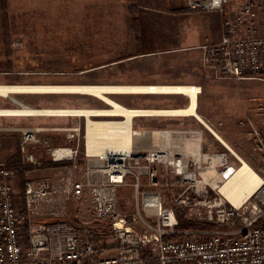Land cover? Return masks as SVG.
Here are the masks:
<instances>
[{
	"label": "built area",
	"instance_id": "built-area-1",
	"mask_svg": "<svg viewBox=\"0 0 264 264\" xmlns=\"http://www.w3.org/2000/svg\"><path fill=\"white\" fill-rule=\"evenodd\" d=\"M223 0H188L191 10L218 12L224 15ZM226 16V15H225ZM225 36L218 43L203 47V64L224 79L264 80V3L249 0L230 19H225ZM153 88V87H150ZM182 88V87H181ZM187 95L196 97L200 88L183 87ZM193 89H196L193 91ZM153 94L152 92H147ZM104 111L80 109L0 111V116L26 117H75L85 123L81 128L65 130L69 141H77L76 148H49L50 162H74L81 153L87 160H97L100 166L87 169L91 210L95 218L110 221L116 241L115 255L104 257L95 245L80 240L70 223H42L34 220L37 206L49 202L59 193L49 182L23 184L22 214L17 207L14 176L0 170V264H145L141 257L148 249L150 259L158 264H264V171L253 174L259 186L248 199L232 203L221 193L237 169L225 154L204 153L202 133L184 126L172 130L136 132L132 120L151 116H182L184 113L155 110H128L108 101ZM127 114L131 119L129 126ZM185 115V114H184ZM109 116L108 123H97L98 117ZM99 127L106 131L98 132ZM91 129L94 133L90 135ZM37 131L22 132L20 151L26 165L40 168L44 162L28 152V146L40 144ZM151 138L146 146L145 139ZM239 164L242 161L237 159ZM246 164V163H245ZM239 169V168H238ZM161 172L175 180L167 187L181 189L171 207H166L157 191L142 193V209L154 218V225L139 231L127 225L119 212L117 191L128 177L140 188V181L147 180L149 187H157ZM98 174V179H95ZM64 194L80 198L84 185L70 183L61 186ZM215 197H212V196ZM19 204V202H18ZM203 210L208 223L229 228L215 232L208 239L184 238L164 242L163 237L174 232L178 222L176 212L184 211L195 216ZM195 218V217H194ZM27 223V237H21Z\"/></svg>",
	"mask_w": 264,
	"mask_h": 264
},
{
	"label": "crops",
	"instance_id": "crops-1",
	"mask_svg": "<svg viewBox=\"0 0 264 264\" xmlns=\"http://www.w3.org/2000/svg\"><path fill=\"white\" fill-rule=\"evenodd\" d=\"M247 1L249 0H227L224 16L231 19ZM259 1L264 3V0ZM130 5L137 8L138 41L133 34ZM3 20L9 23L8 39L13 36L15 40H20L19 43L22 42V58H9L10 52L6 54ZM57 22H61V25L64 23L65 44L70 42V45L72 37L78 42L79 53H75V56L71 53L69 58L56 57ZM225 32V18L220 13L191 10L188 0H0V111L30 108L100 112L106 106L111 108L108 104L110 101L128 110L184 112L192 107L191 98L187 94H150L132 90L156 86L192 87L201 89V93L195 97L193 112L174 117L136 118L132 120V128L136 132H150L184 126L201 133L204 130L211 133L213 130L204 120V109H200V106L205 108L201 105L200 96L203 95L202 86L209 85V81L216 77L214 71L202 62L203 47L220 42ZM66 36L70 39L67 40ZM144 41L150 44H142ZM137 49L141 52H136ZM71 50L70 48L69 51ZM98 53L105 56L101 57L100 62L96 61V65L90 66L89 58ZM57 58L62 59V63ZM146 59H158L157 63H153L158 67L156 71L144 66L142 60ZM72 60L83 63L72 65ZM59 64L66 67L57 69ZM118 66L125 75L156 72L157 77H160L114 80L108 78L110 73L103 72ZM77 67L80 69L76 70ZM105 87L106 90H103ZM53 88H87L94 92L51 90ZM96 120L97 123H108L112 117H98ZM71 128H81L82 134L85 130L84 120L75 117L0 116V162L12 157L14 149H17V139L24 130L38 129L40 144L35 147V152L44 163L51 164L49 155L44 154V150L76 148L77 141L66 138L65 130ZM225 138L230 140L232 147L236 146L239 154L226 146L224 141L216 140L230 154L228 156L224 153L230 163L235 160L238 162L237 159L244 163L250 161L251 153L237 147L238 144L227 132ZM81 141L83 143L82 137L81 162L85 166L93 165L96 171L100 163L96 159L87 160L84 157ZM144 142L147 147L150 146L151 138H146ZM204 149L202 135V150ZM95 179H98V174ZM59 182L67 183L65 180Z\"/></svg>",
	"mask_w": 264,
	"mask_h": 264
},
{
	"label": "rangeland",
	"instance_id": "rangeland-1",
	"mask_svg": "<svg viewBox=\"0 0 264 264\" xmlns=\"http://www.w3.org/2000/svg\"><path fill=\"white\" fill-rule=\"evenodd\" d=\"M60 23L61 22H57V31L55 38L56 57L65 56L69 58L71 53L73 54V56H75V53H79V44L78 42H75L76 39L73 37L70 45V42L68 44H65L63 42L64 23L62 25ZM13 35L15 36V34ZM66 39L69 40L70 38H67L66 36ZM19 41L20 40H15V38L11 36L10 40L8 39V41L6 42V54L10 52L9 58H11L12 56H19V58H22L23 53L20 51L23 49V44L22 42L19 43ZM138 44L139 43H137V46ZM142 44L149 45L150 43L144 41ZM68 48H71L72 50L69 51ZM137 51L139 52L140 50L137 49L136 52ZM92 56L93 58H89L90 66L96 65L94 63L96 61L100 62L101 57L105 55L103 53H98L92 54ZM57 59L59 60V63H62V59ZM159 60L163 61L160 57ZM142 62L144 66L147 65L153 72L156 71L158 68L153 64L157 63L158 59H146L142 60ZM70 63L72 65L76 64L78 66V64L83 63V61L72 60V62ZM64 64H59L60 67L58 66L57 69H63L64 67H66V65L64 66ZM158 66L159 69H161L160 64ZM79 69V67L76 68V70ZM103 72L110 73L108 78L114 80L127 78L136 79L143 77H153L157 79L160 77H157L158 75L156 74V72H146V75H125L123 74L119 66L116 68H109L107 70H104ZM213 73L217 80L213 77V79L209 81V85L202 86L203 95L200 96L201 105L203 104V106L205 107L201 108L200 106L201 110L204 109V120L207 125L213 131H215L217 135H219L222 141H224L236 154H238L236 151V146L232 147V145L229 144L230 140H227V138H225L226 132L229 134V136L232 137L234 141H236V144H238L237 147L240 146L241 149L243 148V150H246V153H251V155H249L250 161H247L246 164L253 172H255V174L257 173L259 174L258 176L261 177L263 176L261 175V171H264V80L245 82L235 81L233 79H224L221 75H218L215 72ZM199 114L201 115V112H199ZM195 126H197L196 122ZM202 135H204V153H226L228 156H230V154H228L224 147L218 141H216V139L211 133L204 130V133H202ZM21 137L22 134L17 139V149H14L12 157L0 162V170L5 169L11 174H13L15 178L14 183L17 186L18 194L22 193V186L27 181H32L34 183L46 181L54 186L56 192L59 191V193L56 194L52 198V200H50L49 202L40 203L37 206L36 214L33 216L34 220L42 223H56L59 221L71 222V225L75 227L76 230H78L79 235H82L84 237L86 236V234L88 235V233H90L91 235H108L109 233L112 234L111 222L95 218L91 210V198L88 187L90 177L87 178L86 172L87 169H93V165L89 164L85 166L81 162V158L83 156L79 153L75 161L76 163H44L40 168H33L32 166L26 165L23 160V155L20 151ZM37 146L38 144L29 145L27 148L28 152L33 153L39 159H42L41 156H39V154L35 152V147ZM47 150L48 149L44 150V154L47 153ZM56 164L63 165L62 167H56ZM231 164L236 169L240 167V164L236 160L233 162L231 161ZM161 174L162 175L159 176V179L157 180L159 185L153 189L149 187L148 182L145 179H142L139 182L140 188L136 189L134 187L135 181L132 177L127 178L124 184L118 189V209L122 217H124V219L126 220L127 225L131 228L142 231L144 230L146 225L155 224L154 218H150V216L145 214L144 210L142 209V193L152 190L159 192L165 206L167 207L172 206V201L174 197L178 193H180L181 189L179 187L172 188L166 186L174 183L175 180L171 177L165 176L164 172H161ZM60 180H65L67 183L62 184L61 182H59ZM69 182L82 183L84 185L82 195L79 199L74 198L72 194L67 195L61 191V186L68 185ZM212 197L215 196L213 195ZM16 201L18 209L21 211L22 214H25V210L23 208V201L20 200V196L17 195ZM205 216L206 215L203 210L195 212V216L185 212V219L188 221H193L195 223H208L206 222V220L203 219ZM27 227L28 224L25 223L21 231V237L25 239L27 237ZM217 227L218 228L213 231L203 230L200 232H183L178 231L175 228L174 232L170 235H183L179 239H196L195 236H204L206 237L205 239H208L215 232H225L229 229L225 226ZM94 241L97 243V249L99 251H103L104 257H112L115 255L116 241L113 235L112 237L110 235L108 237L100 236L97 239H94Z\"/></svg>",
	"mask_w": 264,
	"mask_h": 264
},
{
	"label": "bare ground",
	"instance_id": "bare-ground-1",
	"mask_svg": "<svg viewBox=\"0 0 264 264\" xmlns=\"http://www.w3.org/2000/svg\"><path fill=\"white\" fill-rule=\"evenodd\" d=\"M169 87H160V86L157 87L156 86V87H153V88L147 87V88L134 89L132 91H136V92H152V93H156V94H159V93H181V94H185L186 93V90L182 89L181 87H177V86L176 87L174 86L173 88H169ZM51 90H55V91L68 90V91H79V92L80 91L81 92L82 91H86L87 92L88 89L87 88L86 89L85 88H67V89L53 88ZM89 90H92V89H89ZM103 90H106V87ZM194 90L196 92V89H193V91ZM124 91H128V90H124ZM92 92H94V90H92ZM96 95H98V94L96 93ZM188 97L191 98L192 107L188 111H184V112L179 111V112H181V113H191V112H193V107L195 105L194 93L191 92V94L188 95ZM166 113H168V111H163V112L158 113V114H166ZM130 119H131L130 114H127V119H126L127 120V123H126L127 127L129 126ZM106 130H107L106 128H102V127L100 128L99 127V129L97 131L98 132H103V131H106ZM93 133H94V129H91L90 135H92ZM211 134L216 138V140H218V141L221 140L222 141V139L216 133H214L213 131L211 132ZM226 146H227V144H226ZM257 178L258 177H256L253 174V172L250 170V168L247 166V164L242 162V164H240L239 169H237V171L235 172V174L232 177V179L225 186H222V188H220V193L226 199L231 201L232 203L240 204L241 202H243L246 199H248L250 197V195L255 191L257 186H259L260 180H258L259 178L258 179Z\"/></svg>",
	"mask_w": 264,
	"mask_h": 264
},
{
	"label": "trees",
	"instance_id": "trees-1",
	"mask_svg": "<svg viewBox=\"0 0 264 264\" xmlns=\"http://www.w3.org/2000/svg\"><path fill=\"white\" fill-rule=\"evenodd\" d=\"M4 8V6H2ZM129 9H130V17H131V23H132V28H133V34L135 36V39L136 41H138V21H137V8L136 6L134 5H130L129 6ZM225 19H226V16L222 15ZM3 32H4V39H5V43L8 41V38H9V23L7 20H3ZM63 164H56V167H62ZM52 166V165H51ZM18 196H20V200H22L23 198V186H22V193L21 194H18ZM176 216V219L178 221V225L176 227V230L178 231H191V232H195V231H203V230H207V231H213L215 230L217 227V225L215 224H212V223H195L193 221H188L185 219V212L184 211H178L176 212L175 214ZM39 222V221H37ZM50 223H54V222H50ZM67 223H70L71 222H67ZM78 232V230H77ZM79 234V233H78ZM89 235V236H88ZM88 235L86 234V236H82V235H79L80 236V240L83 241V242H89L90 244L92 245H97V243L94 241V239H97L98 237L100 236H105V237H108L109 235L112 237L113 234L109 233L108 235L107 234H96V235H91L90 233H88ZM183 235H174V236H165L163 237V241L164 242H169V241H174V240H182V239H179L181 238ZM196 237V240H204L206 237H202V236H195ZM93 240V241H91ZM141 257L142 258H147L149 260H147L145 262V264H158L156 261L150 259V255H149V252H148V249H144L142 250L141 252Z\"/></svg>",
	"mask_w": 264,
	"mask_h": 264
},
{
	"label": "water",
	"instance_id": "water-1",
	"mask_svg": "<svg viewBox=\"0 0 264 264\" xmlns=\"http://www.w3.org/2000/svg\"><path fill=\"white\" fill-rule=\"evenodd\" d=\"M223 1L226 3L227 0H223Z\"/></svg>",
	"mask_w": 264,
	"mask_h": 264
}]
</instances>
